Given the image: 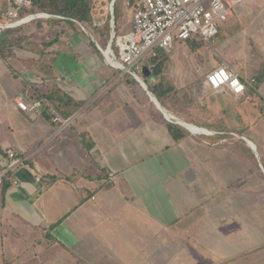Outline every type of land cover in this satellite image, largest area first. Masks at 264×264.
I'll return each mask as SVG.
<instances>
[{"label": "crops", "instance_id": "0c3cea01", "mask_svg": "<svg viewBox=\"0 0 264 264\" xmlns=\"http://www.w3.org/2000/svg\"><path fill=\"white\" fill-rule=\"evenodd\" d=\"M10 9L0 0V174L8 150L24 164L0 184V264H200L198 256L230 264L236 250L246 257L247 243L231 235L246 232L243 201L264 202V0L236 7L214 40L235 34L209 55L214 68L240 75L243 95L204 85L205 44L159 51L168 61L157 75L152 58L139 68L163 108L199 131L168 119L138 78L109 65L97 46L87 49L84 37L39 34L43 21L58 25L55 16L36 18L35 28V19L6 27ZM233 42H243L242 62L225 60ZM43 96L32 113L15 102ZM52 109L78 118L56 135ZM168 125L188 134L175 140ZM235 149L239 165L221 160ZM251 211L264 217V205ZM193 233L217 242L201 247Z\"/></svg>", "mask_w": 264, "mask_h": 264}, {"label": "built area", "instance_id": "2783aa9c", "mask_svg": "<svg viewBox=\"0 0 264 264\" xmlns=\"http://www.w3.org/2000/svg\"><path fill=\"white\" fill-rule=\"evenodd\" d=\"M111 1V3H109ZM249 0H133L128 3L133 9L132 31L117 36L115 19L116 0H92V29L98 30L106 24L101 18L111 17V36L106 49L99 43L97 48L106 62L126 74L138 78L140 66L150 58H157L159 51L169 53L175 44L189 40L209 44L219 34L221 26L233 15L236 7ZM11 9L6 18V27H19L38 17H51L40 13L22 18L21 12L32 7V0H9ZM105 3V6L103 4ZM102 12L104 14H102ZM64 20V17L55 16ZM79 28L90 35L89 29L80 22L72 20ZM1 27V26H0ZM115 48L117 50H115ZM109 50V54L107 51ZM255 80L249 83L253 85ZM204 85L215 92L227 91L234 96H241L247 90L240 75L230 70L225 64L210 71ZM17 107L25 113H32L43 106V101L28 105L16 99ZM51 121L57 126L56 135L68 130L78 118V114L65 118L56 110H51ZM10 158L8 170L0 174V184L9 171H14L24 164L13 150L7 151ZM37 176V181H40Z\"/></svg>", "mask_w": 264, "mask_h": 264}, {"label": "rangeland", "instance_id": "374dc122", "mask_svg": "<svg viewBox=\"0 0 264 264\" xmlns=\"http://www.w3.org/2000/svg\"><path fill=\"white\" fill-rule=\"evenodd\" d=\"M130 2H132V0H116L115 19H116V27H117V31H116L117 36H123V35L129 34L132 31L133 9L130 5H128V3ZM109 3H111V1H109ZM103 6H105V3L103 4ZM32 8H33V5L29 9L22 10L21 14L24 16L26 15L25 17L22 16V18H26L27 16L34 15L30 12ZM237 10L238 9H236V11ZM102 14L104 13L102 12ZM101 19L103 21H106V24L102 25L98 30L89 28L90 35L84 32L82 28H79V26L69 21L59 22L58 25L53 24L51 22L49 23L47 21H43L44 25L42 28L44 29V31L43 32L38 31V33L39 34L43 33L44 36L52 35L54 37H57V36L72 37V35L76 34V35H80L82 38L84 37L83 42L85 45L89 43L87 44V47H86L87 49L97 46L96 43H99L103 49H106L110 41V36H111V23H110L111 17L109 16L107 17L104 15ZM39 20H43V19H39ZM232 21H233V18L230 19L227 23L228 24L232 23ZM32 24H33V28H35L36 25L38 24V21L35 19V21L32 22ZM242 26L238 27L237 29L239 28L242 29L243 28ZM28 27L25 29H21L20 30L21 33H28L30 31V28ZM241 31L242 30H238L236 31V33H240ZM234 34L235 32L233 33L229 29H227L223 32L220 38H217L216 40L213 39L209 44L204 43L205 45L202 48V50H204L203 51L204 63H202V66H203L202 68L204 70V76H206L210 71L213 70L212 68H214L213 67L214 65H212L211 60H209V55H214V54L218 55V51L221 48L220 46L222 45L223 40H224L222 38H225L227 39L226 41H229V39L231 38L230 36ZM45 40H48V38H45ZM234 43L235 42L232 43V46L229 45L230 49L228 50H231V52L227 53V56H225V60L227 62H232L235 59H238V61L242 62L243 60L240 59V54H243V42L235 43V44ZM115 50L117 49L115 48ZM201 78H204V77L202 76ZM239 149L242 151L243 147L240 146ZM236 152H237L236 149H235L234 155L229 152H223L222 153L223 158L221 160H223V162L228 163V165H239L237 164V160L235 156L237 154ZM263 205H264V202H255V201H248V200L243 201V227H244V230H246V232L242 234H234L231 236L233 238H236V241L238 242L243 241L247 243L248 253L245 254L246 257L243 258L244 255L242 257H239V255H237L239 253L236 250L235 252L231 253V255L235 254V256L232 257L235 259L229 261L228 263L230 264H264V217L263 215H261L263 214L262 212H259L260 214L259 217H253L252 215H255L257 212L251 211L253 207L257 208ZM237 221L241 222L242 219L241 220L239 219ZM234 225L236 224H231V229H232V226ZM184 226L185 225L182 226L183 231H185ZM208 236L209 238L211 237L210 238L211 240L208 238ZM193 237L200 241L198 245L202 244L200 245L201 247H204V245L209 243L210 241L213 243L217 242V239H216L217 235L215 234L214 235H205V234L200 235V234L193 233ZM241 247L243 248V245H241ZM253 249L258 250V252L254 251L255 253L252 252L253 254H251V252L249 251H252ZM196 251H199L201 253L206 252V250L204 249L196 250ZM196 251L192 250L193 253H195ZM206 255L210 257L209 256L210 253H207ZM252 255H257V256H252ZM195 256L197 257L196 254ZM197 259L200 262V264H203L205 262V260L200 259L199 256L197 257ZM165 264H174V263L172 262V260H168L166 261Z\"/></svg>", "mask_w": 264, "mask_h": 264}, {"label": "trees", "instance_id": "16d2710c", "mask_svg": "<svg viewBox=\"0 0 264 264\" xmlns=\"http://www.w3.org/2000/svg\"><path fill=\"white\" fill-rule=\"evenodd\" d=\"M32 3L34 6L30 11L32 14L46 13L52 16H61L64 17L65 19L61 20L55 18L50 20H52V22L54 23L56 21L57 22L69 21L74 23L72 20H75L80 22L88 29L89 28L92 29V17H91L92 0H32ZM189 41L190 43L196 42L194 45L196 46V48H200L204 45L203 42H199L196 40H189ZM150 60L151 61L149 65L155 67L154 71L157 75L161 71L162 67L168 61V58L163 57L160 52L157 58H152ZM150 90L157 96V98L161 102L162 98L157 95L156 88L153 87L150 88ZM38 99L39 100L42 99L44 101L49 100V98H45L44 96L38 97ZM168 128L175 140L182 139L186 134H188L187 130L179 126L168 125ZM81 142L86 150H90L93 146L92 141L86 135H81Z\"/></svg>", "mask_w": 264, "mask_h": 264}, {"label": "water", "instance_id": "95a60500", "mask_svg": "<svg viewBox=\"0 0 264 264\" xmlns=\"http://www.w3.org/2000/svg\"><path fill=\"white\" fill-rule=\"evenodd\" d=\"M138 81L143 85V87L148 91L149 93V96L151 97V100L155 103V105L159 108V110L170 120H173L175 122H177L178 124H180L181 126L189 129V130H192L193 127H191L190 125L182 122V121H179L178 119L174 118L172 115H170L164 108L163 106L161 105V103L158 101V99L156 98V96L149 91V88L147 86V84L145 83V81H143L140 77L138 78Z\"/></svg>", "mask_w": 264, "mask_h": 264}, {"label": "bare ground", "instance_id": "6f19581e", "mask_svg": "<svg viewBox=\"0 0 264 264\" xmlns=\"http://www.w3.org/2000/svg\"><path fill=\"white\" fill-rule=\"evenodd\" d=\"M34 7V6H33ZM107 53L109 54V50L107 51ZM193 131H199L196 128H192Z\"/></svg>", "mask_w": 264, "mask_h": 264}]
</instances>
